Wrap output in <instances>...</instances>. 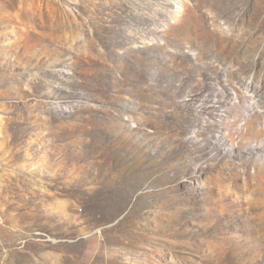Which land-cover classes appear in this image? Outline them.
<instances>
[{
    "label": "rangeland",
    "instance_id": "374dc122",
    "mask_svg": "<svg viewBox=\"0 0 264 264\" xmlns=\"http://www.w3.org/2000/svg\"><path fill=\"white\" fill-rule=\"evenodd\" d=\"M0 264H264V0H0Z\"/></svg>",
    "mask_w": 264,
    "mask_h": 264
}]
</instances>
